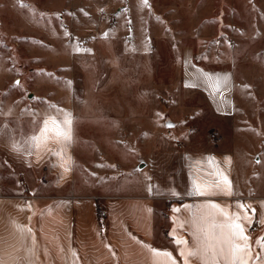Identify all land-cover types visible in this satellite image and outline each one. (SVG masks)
I'll use <instances>...</instances> for the list:
<instances>
[{"label":"rangeland","instance_id":"obj_1","mask_svg":"<svg viewBox=\"0 0 264 264\" xmlns=\"http://www.w3.org/2000/svg\"><path fill=\"white\" fill-rule=\"evenodd\" d=\"M142 8L150 16L146 32ZM116 22L129 47L123 66L110 43ZM96 39L104 54L85 51ZM73 42L81 50L73 53ZM184 47L196 65L234 73L229 116L216 117L201 93L184 91ZM66 50L75 79V168L84 192L137 194L152 167L167 161L152 157L153 150L234 135L237 180L264 196V0H0V78L22 115L36 103L26 94L29 73L57 76L56 55Z\"/></svg>","mask_w":264,"mask_h":264},{"label":"crops","instance_id":"obj_2","mask_svg":"<svg viewBox=\"0 0 264 264\" xmlns=\"http://www.w3.org/2000/svg\"><path fill=\"white\" fill-rule=\"evenodd\" d=\"M137 12L146 32L148 8ZM114 25L110 43L120 50V65L127 64L124 29L119 22ZM146 36L142 45L148 44ZM98 40L85 51L104 54ZM71 49L81 50L74 42ZM56 56L62 63L57 76L45 70L29 73L26 94L36 103L24 115L0 78V264H153L149 249L168 252L175 264H185L180 252L196 248L195 225L211 229L237 214L252 254L249 264H264V196L248 193L237 180L234 135L215 143L191 140L169 153L153 150L152 157L167 161L152 167V179L137 194L84 192L75 168V79L67 50ZM181 76L184 91L201 93L216 117L232 113L237 94L232 71L204 69L193 62L192 49L184 47ZM66 119L71 121L70 141L54 135L52 121L67 127ZM44 128L48 130L42 133ZM97 201L106 210L103 231ZM187 264L202 262L190 257Z\"/></svg>","mask_w":264,"mask_h":264},{"label":"snow or ice","instance_id":"obj_3","mask_svg":"<svg viewBox=\"0 0 264 264\" xmlns=\"http://www.w3.org/2000/svg\"><path fill=\"white\" fill-rule=\"evenodd\" d=\"M146 3L147 0H144ZM18 83V82H17ZM48 122L46 121L45 124ZM54 127V135L57 139L63 138L65 141L71 140V121L66 119L63 124L67 127H62L56 124V121H52ZM48 129H42V133ZM33 140L38 141L39 137H33ZM38 146V145H37ZM67 171V169H65ZM227 184V179H224ZM197 191L204 194L198 187ZM226 194H231L230 190ZM211 207H216L211 205ZM241 211L245 210L244 205L238 206ZM229 223L212 225L211 229L201 228L199 225H195L196 231L193 233L194 239L197 241L195 249H182L180 252L181 257L184 258L185 264H187L188 258L197 257L201 260L202 264H220L223 260L224 264H249V260L252 259V254L249 251L247 244V237L244 234V228L237 221L240 219L239 215H234L228 218ZM219 229L217 232L216 230ZM19 231H23L18 227ZM30 231V230H29ZM237 241H242L238 243ZM177 244H183L184 241L177 240ZM261 248L264 250V242H261ZM153 256V264H175L172 260L171 254L168 252H162L156 249H149ZM247 256L248 259L244 257ZM163 257L161 261L159 258ZM257 259H259L257 257Z\"/></svg>","mask_w":264,"mask_h":264},{"label":"trees","instance_id":"obj_4","mask_svg":"<svg viewBox=\"0 0 264 264\" xmlns=\"http://www.w3.org/2000/svg\"><path fill=\"white\" fill-rule=\"evenodd\" d=\"M96 206H97L96 209H97L98 221L103 231L105 229L106 210H105V207L99 201H97Z\"/></svg>","mask_w":264,"mask_h":264},{"label":"built area","instance_id":"obj_5","mask_svg":"<svg viewBox=\"0 0 264 264\" xmlns=\"http://www.w3.org/2000/svg\"><path fill=\"white\" fill-rule=\"evenodd\" d=\"M96 28H97V26H96ZM96 28H95V29H96Z\"/></svg>","mask_w":264,"mask_h":264}]
</instances>
